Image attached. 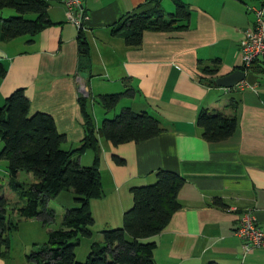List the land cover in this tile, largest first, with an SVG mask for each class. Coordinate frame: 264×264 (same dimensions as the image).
Returning <instances> with one entry per match:
<instances>
[{"label": "crops", "instance_id": "obj_1", "mask_svg": "<svg viewBox=\"0 0 264 264\" xmlns=\"http://www.w3.org/2000/svg\"><path fill=\"white\" fill-rule=\"evenodd\" d=\"M52 24L34 36L0 43V105L17 88H24L30 113L50 114L65 149L84 137L78 96L134 89L121 108L147 111L158 117L163 131L139 142L117 146L99 139V171L103 195L90 201L94 221L101 231L122 224L132 205L130 188L155 181L158 169L171 170L184 179L178 191L180 208L168 224L148 240L156 243V264H264V247L242 250L235 233L243 211H252L264 231V57L256 60L233 87L216 78L241 66L240 44L252 26L249 6L264 0H178L190 11L186 28L145 30L137 47L126 46L113 34L123 19L157 4L165 17L174 12V0H81L83 33L88 53H79V28L68 21L61 0H48ZM167 11V12H166ZM76 14L77 10L73 11ZM218 61V72L209 83L199 66ZM122 89V90H121ZM237 127L227 139L210 143L202 138L196 117L202 108L231 113ZM98 128L105 113L96 101L89 107ZM119 110V111H120ZM90 150V149H89ZM77 156L81 165L92 164L94 151ZM124 159L116 164L112 156ZM220 198L224 207L212 202ZM121 223V224H120ZM0 264H7L0 256Z\"/></svg>", "mask_w": 264, "mask_h": 264}, {"label": "trees", "instance_id": "obj_2", "mask_svg": "<svg viewBox=\"0 0 264 264\" xmlns=\"http://www.w3.org/2000/svg\"><path fill=\"white\" fill-rule=\"evenodd\" d=\"M175 10L166 17L156 6L127 15L119 27L113 30L126 46L137 47L142 42L145 30L172 31L187 27L190 11L187 6L174 0ZM48 0H0V10L11 9L13 14L0 16V43L21 36H34L52 24L48 14ZM79 53L87 54L89 47L82 29L77 33ZM218 61L200 65V80L208 76L209 83L218 72ZM240 69L244 70L242 66ZM247 69V68H246ZM259 73L264 68H257ZM5 69L0 64V77ZM134 89L127 87L122 92L99 94L92 97L83 93L77 100L83 119L84 137L80 144L65 149V134L60 133L53 117L44 112L30 113V100L24 88L15 89L0 105V159L6 162L9 186L17 194L18 201L10 205L0 195V256L5 257L10 247L9 233L17 228L11 216L17 213L23 218L47 217L53 219L54 212L47 207L51 199L64 191L74 193L76 206L66 209L58 228L51 230L48 239L36 251L26 255L36 264H156V243L148 240L158 234L169 222L172 214L180 208L177 195L184 179L176 172L158 169L155 181L132 186V205L122 216L118 227L103 228L101 240L90 245L83 262L75 258L79 239L93 235L94 218L90 201L103 195L99 171V139L103 138L117 146L126 142H139L152 138L163 131L161 120L147 111H135L131 107L121 108L112 117H104L100 126H95L89 109L92 101L98 102L105 113L112 111L123 97H131ZM234 108V110H233ZM231 113L217 109L202 108L196 117L204 140L217 143L230 137L237 127L235 106ZM86 149L94 151L92 164L81 165L77 156ZM116 164L124 159L113 155ZM19 172L32 175L25 186L16 180ZM216 206L224 207L220 198H214ZM11 215V216H10ZM208 264H216L209 262Z\"/></svg>", "mask_w": 264, "mask_h": 264}, {"label": "rangeland", "instance_id": "obj_3", "mask_svg": "<svg viewBox=\"0 0 264 264\" xmlns=\"http://www.w3.org/2000/svg\"><path fill=\"white\" fill-rule=\"evenodd\" d=\"M11 14H13L11 9L6 8L0 10V16L3 18ZM124 99H126V97H123L120 100L114 108V111L119 112L121 105L124 103L122 100ZM112 116L113 112L110 113L109 117ZM1 148L2 143L0 142V150ZM90 154H92L91 151L86 149L80 154V156H82L85 161L87 158L86 155ZM32 178L31 174L19 172L16 180L27 186L30 184L29 182ZM8 183L9 176L6 172V162L0 159V195H3L8 200V203L12 205L18 201V197L17 194L10 188ZM74 196L75 195L72 191L64 190L60 192L56 198L51 199L48 202L47 207L52 209L54 212L53 219L51 217H47L46 221H44L41 217L23 218L17 213H13L12 216L10 215L12 220L17 223V228L9 233L10 247L7 255L3 257L4 261H6L7 264H36L34 261L27 260L26 255L31 251L38 250L39 247L47 241L49 232L59 227L66 209L76 206ZM98 218L99 217H96L94 225L92 226V237H81L79 239V244L75 249V258L77 261L83 262L90 251V245L92 242H99L101 240V233L99 230L102 223Z\"/></svg>", "mask_w": 264, "mask_h": 264}, {"label": "built area", "instance_id": "obj_4", "mask_svg": "<svg viewBox=\"0 0 264 264\" xmlns=\"http://www.w3.org/2000/svg\"><path fill=\"white\" fill-rule=\"evenodd\" d=\"M69 22L76 25L79 29L83 27V22L87 15H84L81 6V0H61ZM248 11L253 15V23L250 28L244 32L240 44L241 66L248 68L259 58L264 57V14L260 6H249ZM74 10H77L74 14ZM245 82L241 81V85ZM246 85V83H245ZM235 233L242 237V250L249 253L255 248L264 247V231L258 225L252 211L245 210L239 218Z\"/></svg>", "mask_w": 264, "mask_h": 264}, {"label": "water", "instance_id": "obj_5", "mask_svg": "<svg viewBox=\"0 0 264 264\" xmlns=\"http://www.w3.org/2000/svg\"><path fill=\"white\" fill-rule=\"evenodd\" d=\"M245 77V72L242 69H236L228 75L216 78V83L223 87H233Z\"/></svg>", "mask_w": 264, "mask_h": 264}]
</instances>
